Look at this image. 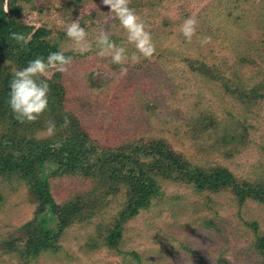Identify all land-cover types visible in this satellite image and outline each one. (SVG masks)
Segmentation results:
<instances>
[{"label":"rangeland","instance_id":"374dc122","mask_svg":"<svg viewBox=\"0 0 264 264\" xmlns=\"http://www.w3.org/2000/svg\"><path fill=\"white\" fill-rule=\"evenodd\" d=\"M70 2L19 0L24 8L19 21L28 18L27 24L50 29L59 49L71 54L65 105L98 143L117 147L163 138L195 164L227 167L239 179L264 178V0H131L156 47L149 59L128 42L103 0ZM189 17L198 21L191 43L180 30ZM78 18L92 44L82 55L65 31ZM101 32L126 49L127 76L121 77V66L110 56L98 55ZM204 38L208 42L202 45ZM134 53L139 62L131 61ZM192 64L211 74L204 76ZM229 82L239 90L230 92ZM253 89L261 95L250 101L242 92ZM204 114L211 116L206 131L199 120ZM160 183L161 195L125 224L118 248L101 239L96 247L88 243L113 224L127 202L122 193L101 214H85L66 228L58 252H45L29 264H221L224 259L259 264L255 244L264 235V204L249 199L240 205L230 190L198 193L182 182ZM92 186L74 175L51 180L58 202ZM0 190V264H23L7 244L17 238L15 229L33 219L37 206L17 177L0 179Z\"/></svg>","mask_w":264,"mask_h":264},{"label":"trees","instance_id":"16d2710c","mask_svg":"<svg viewBox=\"0 0 264 264\" xmlns=\"http://www.w3.org/2000/svg\"><path fill=\"white\" fill-rule=\"evenodd\" d=\"M83 1L71 0L70 4L79 5ZM18 2L7 0L6 11L4 0H0V179L17 177L24 181L37 206L33 219L15 229L13 237L17 238L7 244L14 248L23 264L37 260L45 252H58L66 228L85 214H101L122 193L127 202L113 224L105 235L99 233L88 243L96 247L101 239L108 248H118L125 224L150 208L152 199L161 195L160 180L189 184L198 193L230 190L240 205L249 199L264 204V178L239 179L227 167L195 164L163 138L102 146L84 128L80 118L66 108L64 73L56 71L46 80L50 87L46 111L35 122L17 121L8 103L12 74L36 57L46 59L49 53L61 51L50 38V29L20 23L24 8ZM13 32L25 35L30 42L26 45L16 42L11 39ZM64 54L71 57L70 53ZM192 68L204 76L211 74L205 66L192 64ZM226 86L232 93L239 90L231 82ZM253 90L252 94L244 90L242 94L254 101L261 94ZM210 119L205 114L199 119L204 131L208 127L205 122ZM49 121L54 122L55 130L42 135L48 132ZM71 175L89 179L93 186L58 202L51 190V180ZM252 225L258 228L256 222ZM255 245L261 255L259 264H264V235L258 237ZM221 264L230 263L224 259Z\"/></svg>","mask_w":264,"mask_h":264},{"label":"clouds","instance_id":"9594fccd","mask_svg":"<svg viewBox=\"0 0 264 264\" xmlns=\"http://www.w3.org/2000/svg\"><path fill=\"white\" fill-rule=\"evenodd\" d=\"M103 4L109 6V13L114 14L113 18L122 25L127 32L128 42L135 46L140 56L145 59L151 58L156 53V47L152 41L151 33L145 29L139 15L130 7L131 0H103ZM24 23H28V18ZM197 24L198 21L194 17H189L181 25L180 30L186 42H192ZM65 31L67 37L74 42L75 51L81 55L91 51L92 44L86 40L87 32L84 27H81L79 18L68 24ZM11 39L23 45L30 42V38L16 32L11 33ZM207 42V38L201 40L202 45ZM96 45L99 49L98 55L101 58L110 56L113 64L121 66V77L127 76L128 68L124 65L128 62L129 56L126 54V49L117 46L106 32H101L97 37ZM130 59L134 63L139 62L135 53ZM71 63L72 58L66 56L62 50L55 51L49 53L46 59L36 57L30 60L24 68L12 74L9 83L8 103L17 121L21 123L35 122L46 111L50 93V87L46 80L50 71L65 73ZM65 123L67 124L68 121L66 120ZM54 130V122L49 121L47 131L52 134Z\"/></svg>","mask_w":264,"mask_h":264}]
</instances>
